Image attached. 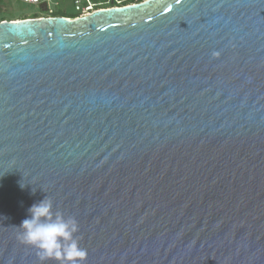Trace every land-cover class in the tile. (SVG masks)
Returning a JSON list of instances; mask_svg holds the SVG:
<instances>
[{
  "label": "water",
  "instance_id": "1",
  "mask_svg": "<svg viewBox=\"0 0 264 264\" xmlns=\"http://www.w3.org/2000/svg\"><path fill=\"white\" fill-rule=\"evenodd\" d=\"M45 195L85 264H264V0L0 20V264Z\"/></svg>",
  "mask_w": 264,
  "mask_h": 264
},
{
  "label": "clouds",
  "instance_id": "2",
  "mask_svg": "<svg viewBox=\"0 0 264 264\" xmlns=\"http://www.w3.org/2000/svg\"><path fill=\"white\" fill-rule=\"evenodd\" d=\"M21 189L25 184H20ZM34 194L35 191L32 190ZM28 215L14 226L20 241L36 251L40 264L55 261L56 264H85L87 250L80 245L77 236L78 221L54 211L53 201L44 196L27 209Z\"/></svg>",
  "mask_w": 264,
  "mask_h": 264
},
{
  "label": "rangeland",
  "instance_id": "3",
  "mask_svg": "<svg viewBox=\"0 0 264 264\" xmlns=\"http://www.w3.org/2000/svg\"><path fill=\"white\" fill-rule=\"evenodd\" d=\"M112 1H115L117 3L121 2V0H96V3L98 6H104L109 5ZM52 6L55 7V11L63 10L69 14L77 13L73 7L72 0H58V5L55 6L52 3ZM35 14H44L43 9L40 5L24 3L20 0H3L2 2H0V18H21L32 16Z\"/></svg>",
  "mask_w": 264,
  "mask_h": 264
},
{
  "label": "built area",
  "instance_id": "4",
  "mask_svg": "<svg viewBox=\"0 0 264 264\" xmlns=\"http://www.w3.org/2000/svg\"><path fill=\"white\" fill-rule=\"evenodd\" d=\"M24 3L29 4H37L40 5L43 9L44 14H39L40 16H53L55 12V7L52 6V3L57 6L58 0H20ZM73 1V7L75 11L77 12V16L85 15L95 9H97L98 6L96 2L92 0H72Z\"/></svg>",
  "mask_w": 264,
  "mask_h": 264
},
{
  "label": "trees",
  "instance_id": "5",
  "mask_svg": "<svg viewBox=\"0 0 264 264\" xmlns=\"http://www.w3.org/2000/svg\"><path fill=\"white\" fill-rule=\"evenodd\" d=\"M3 0H0V2H2ZM94 2H96V0H93ZM137 1H141V0H130V1H127V0H121V2L117 3L115 1H112L109 5H104V6H100V7H108V6H119V5H123V4H128V3H133V2H137ZM98 7V8H100ZM53 15H59V16H64V17H68V18H74L77 16V14H69L63 10H57L54 12ZM39 15L35 14V15H32V16H28V17H38ZM28 17H21V18H28ZM3 19H7L5 17H2L0 18V20H3ZM10 19H19V18H10ZM8 19V20H10Z\"/></svg>",
  "mask_w": 264,
  "mask_h": 264
}]
</instances>
